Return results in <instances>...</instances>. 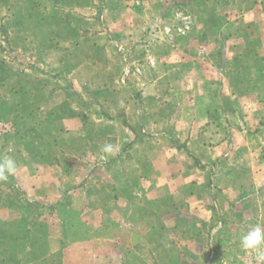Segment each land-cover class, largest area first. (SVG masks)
I'll use <instances>...</instances> for the list:
<instances>
[{"label":"rangeland","instance_id":"obj_1","mask_svg":"<svg viewBox=\"0 0 264 264\" xmlns=\"http://www.w3.org/2000/svg\"><path fill=\"white\" fill-rule=\"evenodd\" d=\"M137 111L172 135H132ZM4 157L18 170L0 182V264H145L146 229L160 264H264L240 243L264 226V0H0ZM165 173L187 180L173 212L147 181Z\"/></svg>","mask_w":264,"mask_h":264},{"label":"crops","instance_id":"obj_2","mask_svg":"<svg viewBox=\"0 0 264 264\" xmlns=\"http://www.w3.org/2000/svg\"><path fill=\"white\" fill-rule=\"evenodd\" d=\"M149 3L152 4L153 2L152 1H149ZM106 7H107V5L104 4V2H103L102 9H101V13L106 9ZM98 20H100V19L98 18ZM134 22H136V21H134ZM70 27H71V25L69 24V22L66 21V16L62 12L58 13L57 16L55 15L48 22V28L50 29V32H53L54 33L55 36H56V34H59L62 31H67ZM100 38L107 40V42H105V44H104L105 46H107L108 44H112L111 43V40H110L111 39V35H109L108 33H106V32L105 33H102L101 36H99V39ZM107 47H108L109 53L111 55H113L114 52L111 51L110 46H107ZM62 52H63V55H65L66 50H63ZM187 102L189 103V105L192 104V103H194L195 109H196V111L194 112V113H196V115L194 116L195 118H197V119L198 118H204V119L207 118L206 115L199 114V112L202 109L207 108L209 106H207V105H201L200 104V101H199V98H197V97H193V98L192 97H189L188 100H187ZM177 103H178V100H177ZM178 104H180V102ZM135 110H136V107H135ZM116 116H118V117H116V119L122 118V117L124 118V115L117 114ZM146 117H145V114L143 112L141 113L140 111H137V114H136V121H137V123L140 120L146 119ZM171 121L172 120H168L167 123H165V124H163L161 126V128H159L158 125L154 124L156 122H148V121L141 122L142 124L138 123L137 126H135V127H137L136 128L137 131L135 130L134 127L131 128V134L137 136L138 133L140 132L141 134L148 133V134H153V135L169 136V135H172V132H171V130L168 129V126L167 125H169V124L171 125V123H172ZM160 144L161 143H159L158 145H160ZM158 145L156 144L155 145L156 147L153 146L151 148L152 149H159V146ZM171 147H174V146L173 145H170V148ZM167 162H166V164H164L166 166L163 165V167H166L167 169H170L171 162H168V163ZM147 181L149 183H151V185H152V186H150L149 189L152 190L153 199L154 200H157V201H162L164 203V205H165L164 206L165 207L164 208L165 209V212H167V211L168 212H171V211L173 212V209H172L173 201H174V199H175V197L177 195H179V194H181L183 192L184 187L182 186V184H187V180L185 179V177L182 176V174L174 175V174H166L165 173V174H162L160 176H157L156 179H154L153 177L151 179L149 178V179H147ZM112 199H113L112 200V203H111L112 207H110V206L108 208L101 207V208H103V210L100 209V213H102L103 216L112 214L114 212V209L115 210L116 209L121 210V208H122L121 207V205H122L121 204L122 199H119V198L116 199L115 197H113ZM191 206H190V208H194L195 205L192 204ZM2 207H3V209H6L5 208L6 206H2ZM198 207L200 209V206H198ZM73 210H74V208H73ZM85 212L88 213V214L91 213L89 207L86 208ZM96 214H98V213H96ZM100 219H104V218H100ZM1 221L2 222H1V225L0 226H2V224H3V222L5 220L2 219ZM89 221H90V223L94 224L91 220H89ZM101 221H104V223L101 222ZM100 223L103 226H88V227L92 231L101 227V229H103L107 233H109L112 230L111 227H113V226H105L108 223V222H106V220H100ZM4 225L5 224H3V226ZM121 225L122 226H114V227H117V228H119L121 230H126V231H135V230L137 231V230H139V227L138 226H134V224H132L131 222H128L127 220H123L121 222ZM165 225H166V227H170V228L172 227L173 230H178L177 228H179L176 224H173L172 222H167ZM193 230H196V227L193 228ZM200 230L201 231L203 230L202 226L197 227V231H200ZM150 232L151 231H149L148 229H146V232H145V249H146L145 264H160V261H158V256L157 255H158V251H160L161 248L165 246V239H163V237L161 235H159L158 233H157V235H154V234H152ZM89 237H91V235H89ZM114 241L116 242L115 245H118L119 246L120 242L118 240H114ZM89 243L91 244V243H95V242L93 241V239H90L89 238V239H84V240L79 241V242H76L75 241L74 243H72L71 246H73V249L74 250L77 249V248L78 249H81V247H83L82 249L85 250L84 248H87V245ZM174 245H175V247H177V249H178V247H180V245L178 243H176ZM137 248H138V250L141 249L140 246H139V244L133 246V248H131L130 250H132V251L133 250H137ZM37 251L38 250L36 249V250H34L32 252V254H34V257H36ZM46 253H47V256L53 255V254H51L52 251L50 252V250H47ZM31 257H33V256L30 255L29 258H31ZM80 257H83L82 259H85L83 254ZM36 258H38V257H36ZM37 260H43V259L42 258H38V259L33 258V261L34 262L37 261ZM26 261L27 262H25V264H32L33 263L32 261H29L28 259Z\"/></svg>","mask_w":264,"mask_h":264},{"label":"clouds","instance_id":"obj_3","mask_svg":"<svg viewBox=\"0 0 264 264\" xmlns=\"http://www.w3.org/2000/svg\"><path fill=\"white\" fill-rule=\"evenodd\" d=\"M102 153L114 155L119 151V147L112 143H105L101 148ZM18 165L11 157L0 158V182H6L10 176L16 174ZM241 247L245 251L260 252L264 249V226L259 224L250 227L240 238ZM259 260L264 261V252L258 256Z\"/></svg>","mask_w":264,"mask_h":264},{"label":"built area","instance_id":"obj_4","mask_svg":"<svg viewBox=\"0 0 264 264\" xmlns=\"http://www.w3.org/2000/svg\"><path fill=\"white\" fill-rule=\"evenodd\" d=\"M182 31V30H181ZM246 264H253V261H251V262H247Z\"/></svg>","mask_w":264,"mask_h":264}]
</instances>
